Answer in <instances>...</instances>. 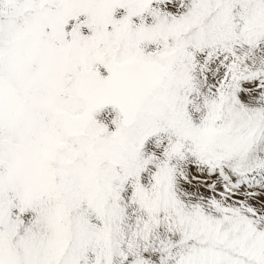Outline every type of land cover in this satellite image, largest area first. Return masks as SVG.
Wrapping results in <instances>:
<instances>
[{
	"label": "snow or ice",
	"instance_id": "snow-or-ice-1",
	"mask_svg": "<svg viewBox=\"0 0 264 264\" xmlns=\"http://www.w3.org/2000/svg\"><path fill=\"white\" fill-rule=\"evenodd\" d=\"M0 264H264V0H0Z\"/></svg>",
	"mask_w": 264,
	"mask_h": 264
}]
</instances>
